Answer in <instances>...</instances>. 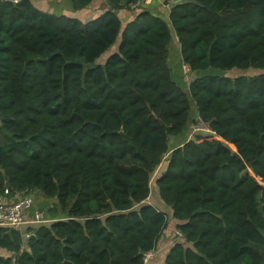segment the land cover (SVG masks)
Returning <instances> with one entry per match:
<instances>
[{"label":"trees","instance_id":"1","mask_svg":"<svg viewBox=\"0 0 264 264\" xmlns=\"http://www.w3.org/2000/svg\"><path fill=\"white\" fill-rule=\"evenodd\" d=\"M133 1L85 23L0 2V193L37 191L57 218L26 239L0 227V264H145L168 227L146 203L160 167L182 233L166 264H264V0L152 4L124 25ZM197 117L215 134L178 146Z\"/></svg>","mask_w":264,"mask_h":264},{"label":"crops","instance_id":"2","mask_svg":"<svg viewBox=\"0 0 264 264\" xmlns=\"http://www.w3.org/2000/svg\"><path fill=\"white\" fill-rule=\"evenodd\" d=\"M33 6L39 11L43 13H49L56 16H66L71 18H77L81 22L85 23L91 21L97 17H99L103 13L104 6L106 4V0H94V2L84 10L75 11L73 8V4L71 0H30ZM126 2L130 0H124ZM154 10L158 12L159 15H162L164 18H169L171 6L165 0H158L154 3ZM123 24L125 25L129 21H131L135 17V11L131 10L128 6H125L124 9H121L118 12ZM176 36V35H175ZM177 40L178 37L176 36ZM179 49V50H178ZM172 57V58H171ZM180 58V59H179ZM181 53L180 48L177 47L174 49L173 54H170V65L171 61L173 63L174 69L178 70V65H180ZM172 67V66H171ZM182 77V76H181ZM183 78V77H182ZM191 127V126H190ZM188 131V130H187ZM186 137V133L182 136L181 142L178 146H182L187 141H183V138ZM178 141V140H177ZM173 147V146H172ZM157 173V172H156ZM155 173V174H156ZM154 176V175H153ZM8 183V182H7ZM6 183V185H7ZM8 186V185H7ZM24 194L17 193L15 196H10V198H17L23 196ZM34 195V204L28 212L29 216L32 215L35 211L40 210L47 213L49 209L56 203L55 200L47 198L41 195L37 191H33ZM146 203L153 205L158 210L166 213L168 215V227L161 236L157 247L155 248L154 256L145 264H166L167 255L170 250L173 248L175 243H177L182 237L177 234L176 221L171 217V210L168 206L165 205L163 200L160 198L158 194V190L156 187L152 189L149 197L146 200ZM48 214V213H47ZM57 216H62L58 214ZM55 216V217H57ZM63 218V217H61ZM57 218H51V222L47 224H35V225H27L24 229L26 232H29L30 228H38L41 226H50L52 222L56 221ZM178 237H176V235ZM5 250L0 248V254L4 253Z\"/></svg>","mask_w":264,"mask_h":264},{"label":"built area","instance_id":"3","mask_svg":"<svg viewBox=\"0 0 264 264\" xmlns=\"http://www.w3.org/2000/svg\"><path fill=\"white\" fill-rule=\"evenodd\" d=\"M21 0H0V2H10L13 4H18ZM158 0H135L130 3L129 8L131 10H137L141 7H148L154 4ZM184 0H168V4L172 6L173 4L179 3ZM184 64L186 72H192L188 65ZM189 80H194L193 77L188 76ZM192 83V82H191ZM194 132L197 134L204 132L208 135L215 134L211 130L208 123L203 121L200 117L195 119ZM10 191L6 189L3 194L0 193V227L9 228L15 231H20L23 236L29 238L31 233L26 232L24 229L27 225L35 224H47L51 222V218L44 211L37 210L32 215L29 216L28 212L30 211L33 202L34 195L33 192L24 194L23 196L17 198H10ZM177 234L182 237V233L177 231ZM155 250H151L144 255V263H147L153 256Z\"/></svg>","mask_w":264,"mask_h":264},{"label":"rangeland","instance_id":"4","mask_svg":"<svg viewBox=\"0 0 264 264\" xmlns=\"http://www.w3.org/2000/svg\"><path fill=\"white\" fill-rule=\"evenodd\" d=\"M167 3H168V0H165ZM177 47H179L180 48V46H179V42H178V40H177V38H176V36H174V40H173V44H172V46H171V48H170V54H171V56H172V54H173V51H174V49L175 48H177ZM179 50V49H178ZM172 58V57H171ZM180 59V58H179ZM171 66H172V72H173V75H174V78L176 79V82L178 83V84H180L181 86H183L186 90H188V86L191 84V82H192V80H189L187 77L188 76H190V77H193V74H192V72L190 71V72H186V70H185V68H184V64H183V62H182V58H181V60H180V65H178V70L177 69H174V66H173V63H172V61H171ZM250 72V71H249ZM236 72H231V73H229V75H231V76H234V74H235ZM254 72H252V74H253ZM250 74V73H249ZM183 78H182V77ZM193 110H194V107H193ZM195 117H196V115H195ZM194 117V118H195ZM194 125H195V122L193 121V124L191 125V127H189V129H188V131H186L185 133H186V137L185 138H183V141H189L190 139H192L195 135H197V133L196 132H194ZM201 134H203V135H208L207 133H204V132H201ZM164 160H166V157H165V159ZM159 169H161V167L160 168H158V170ZM158 170L155 172L156 174H154V176L152 177V180H151V187H152V189L155 187V185H154V182H155V179H156V177L158 176ZM33 204H34V202H33ZM33 206V205H32ZM176 235V237H178V235L177 234H175Z\"/></svg>","mask_w":264,"mask_h":264},{"label":"water","instance_id":"5","mask_svg":"<svg viewBox=\"0 0 264 264\" xmlns=\"http://www.w3.org/2000/svg\"><path fill=\"white\" fill-rule=\"evenodd\" d=\"M184 2H187V1H181V2H179V4H182V3H184ZM7 185H8V183H7ZM62 264H73L72 262H69V261H64Z\"/></svg>","mask_w":264,"mask_h":264}]
</instances>
